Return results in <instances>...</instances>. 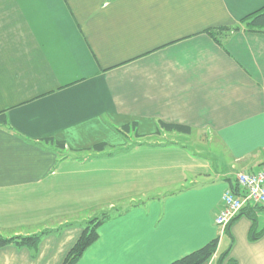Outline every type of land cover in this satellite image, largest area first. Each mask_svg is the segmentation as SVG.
Masks as SVG:
<instances>
[{"label": "crops", "instance_id": "obj_1", "mask_svg": "<svg viewBox=\"0 0 264 264\" xmlns=\"http://www.w3.org/2000/svg\"><path fill=\"white\" fill-rule=\"evenodd\" d=\"M262 7L0 0V236L44 233L0 264H63L115 208L75 264H170L216 238L205 264H264V208L215 223L237 174L264 164V31L208 33Z\"/></svg>", "mask_w": 264, "mask_h": 264}, {"label": "trees", "instance_id": "obj_2", "mask_svg": "<svg viewBox=\"0 0 264 264\" xmlns=\"http://www.w3.org/2000/svg\"><path fill=\"white\" fill-rule=\"evenodd\" d=\"M241 29H247V30H256V31H264V7L261 9L245 16L241 19V21L232 28H220L218 30H213L211 32L210 30L208 33L211 35L217 37L219 36V33L223 31H238ZM0 121L5 122L6 116L4 113L0 114ZM136 124H133L132 126L126 125L123 126L121 129L124 131H130L132 128L135 129ZM160 128L166 130V131H179L183 133H190L191 128L189 126H185L182 124H175V123H167L164 121L159 122V128L157 130V133L160 131ZM57 144L61 147H64V143L57 142ZM105 143L97 144L93 147L95 150H103L105 147ZM231 190L235 193H238V185H233L231 187ZM261 208H264V206H261ZM120 212V211H119ZM119 212H105L101 216L93 217L85 222L83 233L80 236V238L77 240L73 248L68 253L65 261L63 264H75L83 255L85 250L91 246L94 242H96L99 238V228L105 223V221L109 220L110 218L114 217L116 213ZM245 212L244 208L241 210V212L233 219H237L239 216L243 215ZM248 214V213H247ZM249 215V214H248ZM232 221V222H233ZM231 222V223H232ZM230 223V224H231ZM228 225V227L230 226ZM227 227V228H228ZM264 231L257 233L254 232L255 237H260ZM44 233L32 235V236H15L12 238H4L0 236V247L7 245L9 243H15L19 245H27V246H36L40 239L43 237ZM219 238H216L203 247L179 258L171 262L170 264H205L207 261H209L216 253L218 248ZM226 256V255H225ZM225 256L221 258L220 264H222L223 260L225 259Z\"/></svg>", "mask_w": 264, "mask_h": 264}, {"label": "built area", "instance_id": "obj_3", "mask_svg": "<svg viewBox=\"0 0 264 264\" xmlns=\"http://www.w3.org/2000/svg\"><path fill=\"white\" fill-rule=\"evenodd\" d=\"M238 193L227 189L215 223L223 232L246 204L264 206V164L255 172L237 174Z\"/></svg>", "mask_w": 264, "mask_h": 264}, {"label": "rangeland", "instance_id": "obj_4", "mask_svg": "<svg viewBox=\"0 0 264 264\" xmlns=\"http://www.w3.org/2000/svg\"><path fill=\"white\" fill-rule=\"evenodd\" d=\"M128 191H129V190H128ZM126 193H127V191H126V192H125V191H122V192H116V193H114V194L120 196V195H124V194H126ZM113 211H114V212H116V211L119 212V211H120V208H119V209L115 208V209L112 210V212H113Z\"/></svg>", "mask_w": 264, "mask_h": 264}]
</instances>
